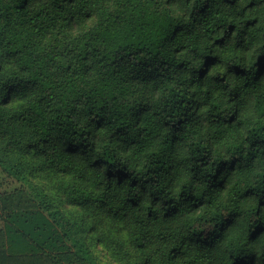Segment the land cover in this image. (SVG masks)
I'll list each match as a JSON object with an SVG mask.
<instances>
[{"label":"trees","instance_id":"16d2710c","mask_svg":"<svg viewBox=\"0 0 264 264\" xmlns=\"http://www.w3.org/2000/svg\"><path fill=\"white\" fill-rule=\"evenodd\" d=\"M241 2L242 0H197V6L192 10L191 22L175 23L161 10L178 5L181 0H0V48L6 49L0 54V82L12 89L9 103L23 109L14 112L7 117V120L0 115V129L5 123L40 126L43 133L41 140H44L49 131L47 126H53L71 132L79 144L88 147L90 137L103 134L106 129L114 127L116 130L111 133L108 142L115 137L123 140L128 131L123 115H120L116 121L102 115L108 111V104H112V111L120 107L116 103L118 98L113 92L132 83H150L154 90L165 89L172 92L173 77L168 74L169 69L174 68L180 72L188 67V63L181 59V55L185 54L186 50L202 57V62L194 71L197 74L203 73L202 76L197 75V82L203 83L213 69L228 64L229 60L235 59L238 50L246 51L249 44L259 39L257 33L261 18L249 13L264 5L260 0H246L243 7H240ZM237 8H239L238 23H228L220 16L223 9ZM217 17H220L218 22L208 30L209 39L213 44L211 48L201 50L198 47L200 41L196 29ZM234 34H238L240 39L233 48L230 39ZM181 41L185 42L181 43ZM188 42H191L190 48ZM214 51H218L219 54H213ZM262 58L264 52L257 56V63H260ZM128 64L133 66L156 64L164 71L154 73L152 79L148 81H133L129 74L121 75ZM229 66L232 69H240L239 72L232 73L234 78L247 79L240 63H231ZM53 69L57 71L53 72ZM97 74L99 79L94 80ZM226 78L227 73L217 74L212 77V82L217 89H225ZM192 86V82H184L181 90ZM0 91L5 95L8 94L7 89ZM65 92H71L76 101H79L80 96H87L91 104L88 109V128L75 130L70 127L72 112L67 110L68 97L64 95ZM34 94L38 95V99L31 100L25 107L27 98ZM97 96L102 99L96 100ZM231 97L230 103L239 102L240 106L226 121L224 117H219V121L226 122L229 127L233 124L242 127L245 125V120L241 119L242 110L248 100H242L241 94L235 90L231 93ZM171 104L173 108L183 111L180 112V118L175 123L170 120L164 121L165 127L171 125L170 134L159 147L153 149L134 137H128L133 145L139 143L149 157L150 166L145 173L146 186L151 184L153 176L164 177L169 173L173 167L169 163V153L174 151L176 145L184 139L189 126L196 122V112L193 109H197L198 106L187 94L181 96L180 92H174ZM167 107L166 103L165 108ZM46 109L49 110L50 118L42 119ZM150 110L151 106L137 102L129 108V113L139 124L146 119ZM4 134L0 131V135ZM148 135L151 136L152 133L149 132ZM251 136L254 137L252 145L264 144V101L259 97L256 98ZM92 151L105 165L113 163L110 152H100L98 147ZM193 152L196 166L203 170L210 160V155L199 143L195 144ZM257 159L255 153L251 154L250 164ZM6 169L9 171L8 168ZM9 172L20 180L41 183L42 189L48 184L49 194L53 199L56 198L57 189L52 186L58 185L63 189L60 195L65 197V203L69 207L94 206L95 211L106 210L105 214L109 216L113 228L119 231V235L127 238L129 230L134 232L135 248L138 251L144 249V237L141 234L144 221L129 215L132 210L140 207V204L132 203L137 200L134 192L125 198L123 206L113 208L105 200L97 202L89 197L87 192L80 193L79 184H87L90 177L77 173L74 168L63 165L59 169L38 167L27 176ZM74 181L77 187L70 193L69 188ZM105 182L104 179L100 180V183ZM125 183L129 188H135L130 182L125 181ZM260 190L264 191V189ZM157 191L158 200L166 198L169 209H177L168 216L170 221L178 219L184 212L195 216L202 211L214 209L215 200L203 193L194 196L197 206H192V201L189 200L187 205L177 208V203L167 194L163 184ZM255 191L256 188L246 187L244 195L237 202V207L229 212L228 217L220 216L216 224L223 225L232 216L239 217L250 213L251 206L245 205L242 201L248 198L247 193ZM96 195L99 197L100 193ZM189 195H192L191 192ZM0 203L4 222V227L0 230V264H61L52 253L63 250L65 238L73 236L68 231L63 234L58 231L43 204L32 198L24 189L1 195ZM53 206L55 207L54 204ZM262 207L264 206L257 201L255 204L257 216ZM165 215L167 216V213ZM147 219H153L151 209L147 213ZM63 226L65 227V223ZM94 232V227L89 228L88 234L83 236V239L74 238V244L78 247L82 259H87L89 256V250L83 248L86 241L95 240L93 248L103 243L101 237L95 236ZM192 234L199 233L194 230ZM247 240L250 241V246L245 249L246 255L253 254V246H261L257 250V261H259L264 257V234L257 236L253 241L249 232ZM217 243L231 246L236 241L230 230L225 228ZM172 258L173 260L178 258V249H172ZM144 264L148 262L145 261ZM198 264H204L203 259Z\"/></svg>","mask_w":264,"mask_h":264},{"label":"clouds","instance_id":"9594fccd","mask_svg":"<svg viewBox=\"0 0 264 264\" xmlns=\"http://www.w3.org/2000/svg\"><path fill=\"white\" fill-rule=\"evenodd\" d=\"M245 2L246 0H242L240 7H243ZM260 2L264 5V0ZM196 6L197 0H181L180 4L161 11L172 22L190 23L192 10ZM238 11L239 8L223 9L220 16L228 23H238ZM252 14L261 18L257 33L259 39L249 44L246 51L238 50L235 59L229 60L228 64L213 69L203 83L197 82V75L202 76L203 73L197 74L194 71L202 62V57L186 50L185 54L181 55V59L188 63V67L180 72L174 68L169 69L168 74L173 77L172 92L165 89L154 90L150 83H132L122 89H116L113 94L117 96L116 103L120 107L112 111V104H108V111L102 115L108 116L113 121L123 115L124 124L128 125V131L123 140L115 137L108 142L111 133L116 130L114 127L106 129L103 134L90 137L88 147L79 144L71 132H65L53 126H47L49 131L44 140H41L43 133L40 126L5 123L0 129L5 133L0 135V164L13 173L27 176L38 167L59 169L63 165L74 168L77 173L90 177L87 184H79L80 193L87 192L88 196L97 202L105 200L113 208L123 206L125 198L134 192L137 200L132 203L140 204V207L132 210L129 215L144 221L141 233L144 237L142 251L135 248L134 232L129 230L127 238L119 235V231L113 228L109 216L105 214L106 210L95 211L94 206L92 208L69 207L65 203V197L60 195L63 189L58 185L52 186L57 189L56 198L52 202L61 217V222L65 223V231H68L75 239L81 240L88 234V229L94 227V235L101 237L103 243L95 248H93L95 240L85 242V247L89 250L88 259L93 264H144L145 261L148 264H198L202 259L204 264H209V261L210 264H264V257L257 261V250L261 247L260 245L253 246L252 255L245 254V249L250 246V241L247 240L249 232L253 241L257 236L264 234V207L261 208L259 216L255 213L257 201L264 206V191L260 190L264 189V144L252 145L254 137L251 136L256 98L259 97L264 101V58L260 63L256 60L257 56L264 52V6L249 13V15ZM219 18L196 29V35L200 41L198 47L201 50L211 48L213 41L209 39L208 30L213 28V24L218 22ZM239 39V35L234 34L230 39L231 47L234 48ZM184 42L181 41V43ZM188 43L190 48L191 42ZM4 51L6 49L0 48V54ZM213 54L219 53L214 51ZM231 63H240L246 72L247 79L234 78L232 73L239 72L240 69H232L229 66ZM56 71L53 69V72ZM162 71L164 69L156 64L136 66L128 64L121 75L127 73L133 81H148L152 79L154 73ZM225 73H227L225 81L227 88L217 89L212 82V77ZM96 79H99V74L95 75L94 80ZM184 82H192L193 86L181 90ZM0 89L8 91L7 95L0 91V115L7 120V117L14 112L23 109L9 103L12 89L8 88L7 84L0 82ZM233 90L241 94L242 100H248L242 110L241 119L245 120V125L242 127H237L235 124L229 127L226 122L219 121V117H224L226 121L240 106L239 102L230 103ZM176 91L180 92L181 96L187 94L197 104V109H193L196 112V122L189 126L184 139L176 145L174 151L169 153V163L173 165L169 173L164 177L153 176L151 184L146 186L145 173L150 166L149 157L139 143L133 145L128 137H134L153 149L159 147L170 134L171 125L165 127L164 121L170 120L175 123L180 118V112L183 111L172 107L171 98ZM64 95L68 97L67 110L72 112L70 127L75 130L88 128V109L91 104L87 96H80L79 101H76L71 92H65ZM33 99H38V95L29 96L25 107ZM95 99L102 98L97 96ZM137 102L151 106L148 116L139 124L131 118L129 113V108ZM93 110L99 111V109ZM44 118H50L47 109L42 115V119ZM123 126L122 124L121 127ZM149 132L152 133L151 136L148 135ZM196 143L203 145L210 155V160L203 170L196 166V161L193 159V148ZM97 147L100 152L111 153L110 159L113 161L111 165H105L103 161L97 159L96 153L92 151ZM253 153L258 159L250 164ZM89 169L93 171L90 172ZM102 179L106 182L100 183ZM125 181L135 185V188H129ZM161 184L177 203V208L184 207L189 200L192 201V206H197L194 196L203 193L215 200L214 209L202 211L195 216L184 212L178 219L170 221L168 216L177 209H169L166 198L159 200L156 198ZM49 187L45 184L42 189V193L46 196L49 195ZM76 187L77 184L74 181L69 192L71 193ZM246 187L257 189L255 192L247 193L248 198L242 201L245 205L251 206V212L239 217L232 216L223 225L216 224L220 216L228 217L229 212L237 207V202L244 195ZM98 192L99 197L96 195ZM189 192L192 195H189ZM150 209L153 212L152 220L147 219ZM225 228L233 234L236 241L234 245L217 243ZM201 229L204 231L201 232ZM194 230L199 234L193 235ZM173 248L178 249V258L175 260L172 258ZM74 260L78 261L79 258L74 257Z\"/></svg>","mask_w":264,"mask_h":264},{"label":"rangeland","instance_id":"374dc122","mask_svg":"<svg viewBox=\"0 0 264 264\" xmlns=\"http://www.w3.org/2000/svg\"><path fill=\"white\" fill-rule=\"evenodd\" d=\"M42 184L37 182H32L30 180H20L13 174H11L2 164H0V196L5 193L13 192L17 189H24L28 194L43 204L46 213L54 221L60 233H65L64 222H61V217L58 214L56 207L53 206L52 196L44 195L42 193ZM50 197V198H49ZM4 227V222L2 219V208L0 203V230ZM97 246V245H96ZM84 249H87L83 245ZM56 259L61 264H93L88 258L82 259L78 252V247L74 244V237L65 238V248L61 251H56L52 253ZM74 257H78L79 260H74Z\"/></svg>","mask_w":264,"mask_h":264}]
</instances>
